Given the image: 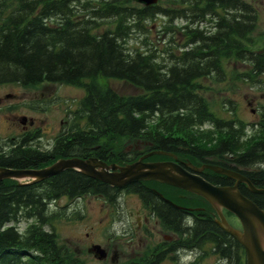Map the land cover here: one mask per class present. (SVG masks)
Segmentation results:
<instances>
[{
    "label": "trees",
    "instance_id": "16d2710c",
    "mask_svg": "<svg viewBox=\"0 0 264 264\" xmlns=\"http://www.w3.org/2000/svg\"><path fill=\"white\" fill-rule=\"evenodd\" d=\"M88 1L0 0V85L49 82L83 91L74 121L49 149L34 144L35 132L0 138V167L38 168L58 158L90 156L122 164L161 150L194 165L230 168L264 188V110L252 133L244 136L239 121L217 117L207 108L199 83L211 75L221 78L222 58L245 62L250 79L264 75V51L247 48L254 26L251 5L243 0H158L151 6L131 0ZM157 14L189 20L180 27L183 44L169 40L164 49L152 43L142 50L127 47L128 36L144 33L143 23ZM205 17L213 23L211 32L192 26ZM99 22L104 29L98 30ZM105 80L125 83L138 93L124 95L104 85ZM205 123L209 129L203 130ZM119 142L131 143V153L118 151ZM168 158L153 155L147 160ZM200 176L214 185L232 183L209 170ZM151 188L178 206L200 210L184 213ZM124 190L149 205L164 228L180 234L168 251L202 249L190 263L201 264L208 244L214 264H244L241 247L218 227L213 209L200 197L154 181L135 182ZM238 190L264 209V194H251L242 184ZM115 193L71 169L32 184L0 181V264H82L57 244L51 222L58 212L48 214L47 203L83 194L110 200Z\"/></svg>",
    "mask_w": 264,
    "mask_h": 264
},
{
    "label": "rangeland",
    "instance_id": "374dc122",
    "mask_svg": "<svg viewBox=\"0 0 264 264\" xmlns=\"http://www.w3.org/2000/svg\"><path fill=\"white\" fill-rule=\"evenodd\" d=\"M243 1L249 3L254 12V26L249 33L250 47L264 51V0ZM166 4L163 1V5ZM203 22L197 26L212 29V23ZM184 23L183 19L154 16L143 23L144 35L133 31L125 44L142 50L147 43H152L155 48L164 49L169 39L181 41L182 37L177 31ZM104 27L105 24L99 22L98 30ZM222 68L220 79L211 75L199 80L204 88L201 91L202 97L216 116L223 119L236 118L250 131L251 125L258 121L264 108V75H258L255 80L247 78L249 66L230 58L222 61ZM103 82L124 95L138 93L137 89L119 81ZM81 96V89L65 84L39 83L30 87L16 83L1 84L0 138L19 135L22 130L16 118L24 116L31 120V125H26L24 130L37 131V144L48 148L55 134L72 122V115L77 110ZM115 148L128 154L133 146L129 142H119ZM117 203L116 208L121 209L122 217L119 212H115L116 208L110 207L95 195H85L75 201L64 198L56 200L50 205V209L58 212V216L52 219L58 244L82 264H99L86 252L89 243L106 247L108 253L114 249L116 261L113 264H126L134 260L137 254L170 236L156 221L149 219L145 222L141 218L142 206L135 195L121 194ZM135 211H139L140 217H135ZM225 218L232 227L239 229L236 218L231 215H225ZM23 225L21 223L20 228ZM203 250L207 254L202 258V264L215 263L216 257L209 253V246L205 245ZM198 253H202V249L179 251L174 258H165L159 264H188L197 258Z\"/></svg>",
    "mask_w": 264,
    "mask_h": 264
},
{
    "label": "water",
    "instance_id": "95a60500",
    "mask_svg": "<svg viewBox=\"0 0 264 264\" xmlns=\"http://www.w3.org/2000/svg\"><path fill=\"white\" fill-rule=\"evenodd\" d=\"M133 1L149 5L156 0ZM163 153L161 151H151L140 156L135 162L123 166L106 165L95 158H89L85 161L71 158L58 160L39 170L0 168V180L30 178L29 182L34 183L65 169H74L87 177L116 188L141 180H151L176 187L198 195L210 204L216 212L217 225L242 247L245 264H264V210H260L250 200L242 196L237 190V185L244 184L248 191L254 194H264V188H255L242 175L216 165L203 164L200 167H194L190 164H183L184 167L190 170L187 171L176 161H141L152 154ZM94 168H97V170ZM202 169H209L216 174L229 177L234 180V183L230 186L212 185L200 177L199 172ZM221 209L236 217L240 224V231L228 225ZM88 251L93 252L98 258L102 256V252L97 245L92 246Z\"/></svg>",
    "mask_w": 264,
    "mask_h": 264
},
{
    "label": "flooded vegetation",
    "instance_id": "af4514ba",
    "mask_svg": "<svg viewBox=\"0 0 264 264\" xmlns=\"http://www.w3.org/2000/svg\"><path fill=\"white\" fill-rule=\"evenodd\" d=\"M31 123L30 120L27 122V124ZM22 128H24L25 126L24 125H21ZM123 195H125L126 193H121ZM120 194V195H121ZM119 195V196H120ZM115 202L111 203V206L110 207H114L116 208V205H118L117 201H118V197L114 200ZM150 209V208H149ZM141 211L143 214H141V218L145 221V222H148L149 219L156 221L154 219V216H153V213L149 212L148 208L146 209H142L141 208ZM115 212H119V214L121 215L122 217V211L121 209H117L115 210ZM135 217L138 218L140 217L139 216V211H135ZM130 215V213H129ZM157 222V221H156ZM174 238V235L171 234V236H168V238H166L165 240L164 239H161L160 241H158L157 243H155L154 245H152V247L149 249L150 252L146 255H143V253H139L135 256V259L131 261V264H159L161 262V259L163 257H166L168 256L169 254H171V252H168L167 253V243L172 240ZM104 252H105V257L102 259L101 261V264H113L115 261H116V258H115V252H114V249L113 251H111V253H108L107 251V248L104 247ZM160 254V258H157V256Z\"/></svg>",
    "mask_w": 264,
    "mask_h": 264
},
{
    "label": "bare ground",
    "instance_id": "6f19581e",
    "mask_svg": "<svg viewBox=\"0 0 264 264\" xmlns=\"http://www.w3.org/2000/svg\"><path fill=\"white\" fill-rule=\"evenodd\" d=\"M88 1V0H87ZM89 2V1H88ZM192 3V2H191ZM151 6V5H150ZM156 8V7H155ZM161 8V7H160ZM161 10V9H160ZM158 12H160V11H158ZM166 13V12H165ZM172 13V12H171ZM161 14V13H160ZM164 14V13H163ZM158 15V14H157ZM165 16H166V14H165ZM174 16V15H173ZM183 16V15H182ZM173 18V17H172ZM188 21V20H187ZM137 24V23H136ZM190 24V23H189ZM136 26V25H135ZM138 26H140V25H138ZM187 26V25H186ZM200 26H201V24H200ZM141 27V26H140ZM172 27V26H171ZM190 28V27H189ZM194 28V27H193ZM197 28V27H196ZM139 29V28H138ZM141 30H142V28H140ZM184 29H186V28H184ZM169 32V31H168ZM186 32H187V30H186ZM138 33V32H137ZM143 34V33H142ZM188 34V33H187ZM144 35V34H143ZM187 36V35H186ZM169 38H171V37H169ZM171 40H173V39H171ZM185 41V40H184ZM128 43V42H127ZM169 44V43H168ZM183 44V43H182ZM129 47V46H128ZM126 48V47H125ZM135 48V47H134ZM187 50V49H186ZM185 52V51H184ZM180 53V52H179ZM0 168H2V167H0ZM114 196H115V194H114ZM79 199V197L78 198H75L74 200H78ZM47 212H48V214H51V215H53V214H55L56 212L55 211H51V209H50V203H47ZM260 210H263V209H261V208H259ZM184 213H190L188 210H182ZM122 213V216H123V212H121ZM129 213H130V211L128 212V215H129ZM21 221H23V220H20L19 222H21ZM184 221L186 222V223H188V222H190V218L189 217H185V219H184ZM18 222V223H19ZM21 223H23V222H21ZM46 227V226H45ZM44 227V229L46 230V228ZM173 233H174V235L177 237V236H179L180 234H178L177 232H175V231H173V230H171ZM184 235V234H183ZM175 251V250H174ZM175 254H177V249H176V251H175ZM197 257L198 256H200V254L198 253L197 255H196Z\"/></svg>",
    "mask_w": 264,
    "mask_h": 264
}]
</instances>
